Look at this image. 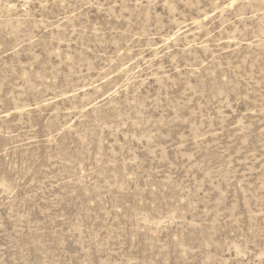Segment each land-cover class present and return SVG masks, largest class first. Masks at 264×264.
Wrapping results in <instances>:
<instances>
[{"label": "rangeland", "instance_id": "obj_1", "mask_svg": "<svg viewBox=\"0 0 264 264\" xmlns=\"http://www.w3.org/2000/svg\"><path fill=\"white\" fill-rule=\"evenodd\" d=\"M0 264H264V0H0Z\"/></svg>", "mask_w": 264, "mask_h": 264}]
</instances>
